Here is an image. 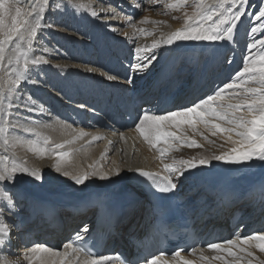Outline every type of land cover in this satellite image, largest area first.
Here are the masks:
<instances>
[{
    "label": "bare ground",
    "instance_id": "bare-ground-1",
    "mask_svg": "<svg viewBox=\"0 0 264 264\" xmlns=\"http://www.w3.org/2000/svg\"><path fill=\"white\" fill-rule=\"evenodd\" d=\"M122 1L79 0L89 9L85 11L69 8L65 0H49V5L45 9L42 23L51 27L42 28L38 33V45L34 44L37 51L32 55H43L48 63L30 72V79L21 82L20 88L23 92L20 99L13 98V103L20 105L18 121L22 125L15 130V135L25 137L24 141H42L43 136H47L50 147L65 144L63 151L72 153L66 168L74 174L89 171V167L83 163V158L88 155L85 153L86 150L95 145H99V150L95 151L97 155L104 147L103 158H108L109 162L115 159L119 166L117 169L114 167V171L109 175L110 180L101 181L99 178L93 180L89 177L86 184L81 186L76 185L71 177H65L54 170L56 158L50 152L41 156L29 151L26 143L17 145L7 153L0 148V155L9 157L5 163L10 164L13 160L17 163L26 162V166L39 169L43 174L42 182L26 175L20 176L12 189L16 194L13 211L9 212L5 208L3 215H0V223H8L11 229L10 244L4 255L13 264H28L25 254L35 244L60 250L62 243L77 233L81 225L87 223L85 219L87 216L89 218V212H94L90 221L96 219V210L98 215L101 213L105 228L112 235L110 244L102 256L113 257L112 264L126 262L134 264L131 260H135V264H144L151 256L143 253L141 247L147 243L145 238L151 227L155 226L156 215L144 190L131 184L129 180L131 173L136 172V169L163 173V163L219 154L232 147L224 143L221 135L211 136L202 125L198 126V132L184 126L178 134L195 139L202 147H175L166 154L162 163L157 148L151 147L135 130L142 115L136 103L145 101V106L160 105L154 106L158 109L155 114H164L173 111L169 106L175 104L178 106L186 104L183 108L191 106L198 97L204 98L217 87L230 82L232 77L242 70L241 66H244L241 61L242 49L238 48L242 44L237 45L235 42V40L238 42L240 34L243 33L242 24L241 26L236 24L240 28L238 26L237 29L236 26L232 41L177 42L172 46H161L155 50L158 59L154 66L137 74L131 69L134 62V47H151L154 42L161 41L183 28L185 13L191 14L194 11L196 0H189L188 5L175 10L169 8L174 0H167L165 1L167 14L155 16L151 10H146L143 15L135 16L131 20L128 17L135 6L132 5L129 11ZM5 2L13 8L21 7L27 10L24 0ZM207 2L211 3L212 0ZM56 5H59V8ZM116 6L118 8H115ZM91 11H95L97 15L93 17ZM145 17L149 21L160 23H140ZM6 22L10 23V18ZM261 25L262 23L255 27L251 26V35L252 29L255 28L256 33ZM141 29L145 32L142 33ZM230 45L236 53V58L233 57L236 59L235 62L230 63L227 68H222L216 77L212 76L211 69L220 68L226 48ZM243 60L245 61V58ZM181 61L183 64L178 69ZM88 68H96L97 71L90 73L87 71ZM188 68L191 73L187 74L185 83L177 87V79H181L183 77L181 74ZM105 73L116 75L118 79L107 80ZM129 74L135 77L131 84L127 82ZM7 79L6 72L0 70V85ZM160 84L161 92L157 94L156 89ZM72 103L76 104L75 108L88 103L96 106L101 111L102 118L95 119L88 114L79 113L71 107ZM46 106L52 107L54 112L49 113ZM28 108L35 110L28 111ZM118 118L125 119L126 122L117 123ZM23 127L35 128L42 135L36 137L26 133ZM89 129L95 131L94 135L88 134L83 139H75L80 131L87 133L90 132ZM94 136H101L103 139L94 141ZM205 136L208 139H205ZM70 140L74 142L66 143ZM221 144H224L223 148L220 147ZM93 155L95 154L91 155V160L96 158ZM101 162L102 160L96 159L88 165L99 167ZM216 163L229 172L228 185L225 187L198 191L197 188L203 185L205 168L185 172L177 187L181 195L190 194V199L195 201L194 207H191V216L195 221L198 239L208 240L206 243L208 245L223 243L235 236H248L264 231V167L256 162L251 166ZM117 171L120 173L118 176ZM26 190H31L37 195L68 200L67 202L76 200L85 208L95 199L96 207L80 214L74 210L75 205L70 206L69 211L61 210L54 205L42 208L43 206L35 204L39 201L29 199ZM4 191L0 188V192ZM139 197L143 199L140 200ZM114 198L131 201L132 207L128 210L115 211L110 208V202ZM3 203L5 202L0 199V204ZM23 217L33 218V221L28 222V227L20 229L25 224ZM239 224L241 225L235 230ZM111 245L115 246V251L111 249ZM206 245H198L197 253L202 252L209 257L215 255L216 253L209 250ZM122 248L127 254L124 260L117 254ZM250 250L260 260H264V252L254 247ZM181 255L185 259L194 260L195 264H204L199 255L189 253ZM166 259L172 261L173 257ZM209 264L220 262L210 261Z\"/></svg>",
    "mask_w": 264,
    "mask_h": 264
},
{
    "label": "snow or ice",
    "instance_id": "snow-or-ice-1",
    "mask_svg": "<svg viewBox=\"0 0 264 264\" xmlns=\"http://www.w3.org/2000/svg\"><path fill=\"white\" fill-rule=\"evenodd\" d=\"M24 2L27 4V10L21 7L13 8L5 0H0V70L5 71L8 77L7 81L0 85V148L7 153L17 145L26 143L29 151L41 156L50 152L56 158L54 170L65 177H71L76 185H85L90 176H98L101 181L110 180L111 177L105 172L74 174L67 170L66 165L72 153L63 151L65 148L63 143L50 147L47 136H43L42 141H23L15 135V130L22 125L18 121L20 105L13 103V98L20 99V94L23 92L20 88L21 82L30 79L29 73L34 72L42 64L48 63L43 55H32V53L37 51L34 44L38 45V33L42 28L51 27L49 24L42 23L49 0H37L35 3L33 0H24ZM157 2L159 0H147V3L151 4ZM65 3L69 8L89 11L87 6L79 0H65ZM188 3L189 0H174L169 8L180 9ZM248 3L249 0H212L211 3L207 0H196L194 11L191 14L185 13L183 28L161 41L154 42L151 47H134V62L131 64V69L137 74L149 70L158 59L155 50L161 46H172L177 42L232 41L236 24L245 15L244 8ZM56 7L59 8V5ZM91 15L95 17L97 13L91 11ZM8 18L10 23L6 22ZM262 18H264V0L259 11L254 15L257 21ZM128 19L132 18L128 17ZM148 22L153 21H149L147 17L140 21V23ZM132 26L135 27L134 24ZM140 31L145 32L143 29ZM252 31L255 32L256 29L253 28ZM258 46L264 49V39L254 40L248 46L249 54L245 57L244 66L230 82L217 87L214 92L191 106L159 115L146 109L142 110L135 130L151 147L157 148L162 163L166 154L175 147H202L195 139L178 134L184 126L198 132V126L202 125L211 136L219 134L223 137L224 143L232 145L228 151H222L219 154L163 163V173L136 169L137 176L143 178L153 191L159 194H171L177 190L178 184L181 183L180 178L184 177L185 172L211 167L214 161L245 166H251L253 162H256L264 167V50L254 53L253 50ZM228 62L231 63L230 60ZM87 71L94 73L97 69L88 68ZM105 77L111 81L118 79L116 75L106 73ZM134 78L129 74L127 82L131 84ZM28 99L31 100V97ZM79 107L84 109L86 105L81 104ZM34 110L28 108V111ZM23 131L36 137L42 135L37 129L31 127H23ZM200 134L203 135V133ZM87 135L88 133L80 131L75 139H83ZM204 138L208 139L207 136ZM101 139H103L101 136L93 137L94 141ZM73 142L74 140H70L66 143ZM209 143L214 142L209 141ZM220 147L223 148L224 144ZM8 160L7 155H0V188L5 190L0 192V199L5 202L0 204V215H3L5 208L9 212L13 211L16 194L12 189L20 176L26 175L35 181H43V174L39 169L29 168L26 162L17 163L15 160L10 164L5 163ZM90 167L98 166L90 165ZM119 174L117 171L116 175ZM88 232L89 228L85 226L60 250L45 245H32L27 250L25 259L28 264H112L113 257L97 255L93 247L84 240L81 233ZM10 236L9 224L0 223V264H13L4 255L10 244ZM206 247L216 254L211 257L205 256L202 252L197 253L196 247H190L187 251L189 255H199V259L204 261V264H209L210 261L220 262V264H254V262L264 264V260H260L250 250L254 247L264 252V231L248 236H235L223 243H210ZM149 250L145 249L146 252ZM184 251V248H179L170 253L173 257L172 261L164 258L165 253L162 251L159 255L151 256L144 264H195L194 260L185 259L181 255Z\"/></svg>",
    "mask_w": 264,
    "mask_h": 264
},
{
    "label": "rangeland",
    "instance_id": "rangeland-1",
    "mask_svg": "<svg viewBox=\"0 0 264 264\" xmlns=\"http://www.w3.org/2000/svg\"><path fill=\"white\" fill-rule=\"evenodd\" d=\"M133 1L135 3H133ZM133 1L132 0H123L122 1V4H124L125 7H128L129 11L132 9V5L135 6L133 8V12L129 15L131 18H135V16L138 17V16L143 15L146 10H151L155 14V16H158L160 14H165V13L167 14V10L165 9V3L167 2V0H159V2H157L155 4L147 3V0H133ZM261 5H262V0H249L248 5H246L245 8H244L245 15H243L240 18L241 19V20H239L240 23H237L239 25L242 24V27H243V33L240 34V37L238 35V37H239L238 42L239 41L240 42L238 43L237 40H235V42H236L237 45H239L240 43L242 44L238 48L239 49H242L241 53H242L243 58H245L249 54V49H247L248 46H249V43H253L254 40L264 39V33H263L264 32L263 31V29H264V18H262L259 21H257L256 19H254L255 13H257L259 11ZM115 8H118V7L116 6ZM246 20H248V21H246ZM255 23H257V24H255ZM259 23L260 24L262 23V25L260 26V28L259 27L257 28V32L256 33L252 32V35H251V33H250L251 26L255 27V26L259 25ZM254 24H255V26H254ZM239 25H236L237 26V29H238V26ZM240 26H239V28H240ZM120 31L121 30H119V33H121ZM262 50H264V49H262L260 46H258L256 49L253 50V52L254 53H258V52H260ZM233 57L236 58V53L234 52L233 47H231V45L230 46H227L226 51H225V57H224V60L221 62L220 68H217L215 70L214 69H211V75L216 77L220 73V71H221L222 68H227L228 65L230 64L228 62L229 60L231 61V63L235 62L236 59L233 58ZM243 58L241 59V61L244 63L245 61L243 60ZM182 64H183V61H181L179 63V65H178L177 68L179 69L182 66ZM185 66H188L189 68L193 67V65H185ZM231 66H232V64H231ZM189 68L187 69V71L185 73H182L181 74L183 76V77H181V79H177V87L178 86H181L183 83H185L187 74L189 72L191 73V71H189ZM242 68L243 67L241 66V69ZM160 87H162L161 84L159 85V87L156 90L157 91V94H159L161 92V90L159 89ZM199 99H200V97L197 98V101ZM182 105H185V104H182ZM46 108L49 109V113L54 112V110L52 109V107L49 108V107L46 106ZM177 108H178V106L176 105L175 107H173L172 110H176ZM204 130L206 131L205 128H204ZM94 133H95L94 130H90V132L88 134L94 135ZM20 138L22 140L25 139V137H20ZM200 145H202V144H200ZM103 148H102V151H103ZM98 150H99V145H95L91 149L89 148L88 151L86 150V152H85L88 155H87V157L83 158V163H85L87 165V167H89L88 173H92L93 171H97L98 173L99 172H105L108 175H111V173L114 171V167L116 169L118 168V166H119L118 162L115 159H111V161L109 162V159L108 158H103V152L102 151L100 152V154L97 155L96 152ZM92 154H95V155H93L94 157H96L95 160L96 159L102 160V162H101V164H100L99 167H90L88 165V164H92L95 161V160H91L92 159V157H91ZM111 156H112V154H111ZM90 178H92L93 180H96V179H98V176H90ZM29 196L33 197V194H31ZM39 197L42 198V197H44V195H39ZM46 197H47L46 198V201L45 200H41V202L43 204L46 203L47 205H54V206H57L58 208H60L61 210H64V211H69V208L72 205H77L78 203L80 205H82L80 202H76V200H71V201L67 202L68 200H63V199L60 200L59 198H53L51 196L49 197L48 195ZM33 198H35V197H33ZM139 198H140V200L143 199V197H139ZM35 199H38V198H35ZM130 203H131V201H128V200L125 201L124 200L123 207H127ZM22 204H24V201H22ZM89 206H91V204ZM89 214H90V212H89ZM87 217H86L85 221L88 220ZM31 221H32V219H29L28 222L30 223ZM29 223H25L24 226L22 225L20 227V229H24V227H26ZM240 225L241 224H239L237 227H235V230H237ZM66 242L67 241H65L64 243H62L61 249L63 248V245Z\"/></svg>",
    "mask_w": 264,
    "mask_h": 264
}]
</instances>
